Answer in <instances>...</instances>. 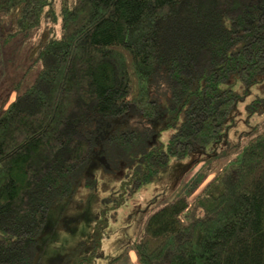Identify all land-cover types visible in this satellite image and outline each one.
<instances>
[{
	"label": "trees",
	"instance_id": "trees-1",
	"mask_svg": "<svg viewBox=\"0 0 264 264\" xmlns=\"http://www.w3.org/2000/svg\"><path fill=\"white\" fill-rule=\"evenodd\" d=\"M32 28L28 56L41 69L0 105V264H43L38 238L91 159V126L133 113L145 127L108 146L125 158L144 146L161 114L156 78L182 120L127 164L132 191L221 140L239 100L221 89L231 74L247 90L264 78V0H0V45ZM238 152L201 194L147 213L132 247L138 264H264V120Z\"/></svg>",
	"mask_w": 264,
	"mask_h": 264
},
{
	"label": "rangeland",
	"instance_id": "rangeland-1",
	"mask_svg": "<svg viewBox=\"0 0 264 264\" xmlns=\"http://www.w3.org/2000/svg\"><path fill=\"white\" fill-rule=\"evenodd\" d=\"M37 33L38 28H32L0 45V105L8 97L12 100L15 91L23 92L38 75L40 62L28 56ZM54 34L60 38L59 25ZM158 79L151 92L161 114L149 124L153 132L139 150L130 151L126 158L118 157L107 142L119 131L145 127L146 123L133 113L89 128L94 140L91 159L81 171L73 194L51 206L38 238L37 252L43 264H110L125 250L127 253L114 264H138L132 247L147 213L181 195L192 200L215 183L240 155L243 136L264 120V78L247 90L231 74L221 89L231 90L239 100L224 122L221 140L182 160H170L151 183L132 191L126 178L127 164H137L144 150L166 142L182 120V113L169 111L168 88ZM111 166L114 172L109 170ZM86 180H93L95 188H87Z\"/></svg>",
	"mask_w": 264,
	"mask_h": 264
}]
</instances>
